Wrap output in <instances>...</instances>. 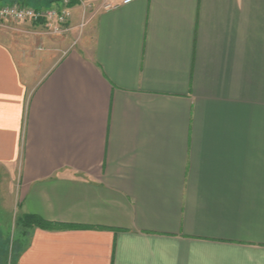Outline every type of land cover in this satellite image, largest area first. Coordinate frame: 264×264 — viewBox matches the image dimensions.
I'll return each mask as SVG.
<instances>
[{"label":"crops","instance_id":"obj_1","mask_svg":"<svg viewBox=\"0 0 264 264\" xmlns=\"http://www.w3.org/2000/svg\"><path fill=\"white\" fill-rule=\"evenodd\" d=\"M93 6L35 86L0 38L11 224L67 226L12 264H264V0Z\"/></svg>","mask_w":264,"mask_h":264},{"label":"rangeland","instance_id":"obj_2","mask_svg":"<svg viewBox=\"0 0 264 264\" xmlns=\"http://www.w3.org/2000/svg\"><path fill=\"white\" fill-rule=\"evenodd\" d=\"M91 30L92 25L85 26L80 30L79 28L72 29L62 35H46L42 33L41 28H36L29 23L0 20L1 39H11L16 47L33 50L27 51L25 55L23 54L24 51H19L20 54H18L21 59L25 57L37 59V62L34 63V71L31 75L26 76L27 81L32 86H35L40 81L51 63L61 59L69 51L79 46L83 36L87 35ZM46 48H56L57 50L54 51L53 55L45 56L42 53V49ZM36 53L44 56L40 55L37 57ZM7 185V182L0 181V247L6 254V262L4 264H12L14 257L19 255L25 248L30 231L21 225H18L16 229L12 226L13 210L9 208L10 203L6 195Z\"/></svg>","mask_w":264,"mask_h":264},{"label":"built area","instance_id":"obj_3","mask_svg":"<svg viewBox=\"0 0 264 264\" xmlns=\"http://www.w3.org/2000/svg\"><path fill=\"white\" fill-rule=\"evenodd\" d=\"M76 4L83 11L82 20L76 28H83L86 25L85 11L88 8L97 6L102 10H110L121 5L128 4L134 0H75ZM70 0H61L49 7L34 9L29 6H22L18 3L0 4V20H12L25 22L42 29L46 35H62L72 30L70 25L71 11Z\"/></svg>","mask_w":264,"mask_h":264},{"label":"trees","instance_id":"obj_4","mask_svg":"<svg viewBox=\"0 0 264 264\" xmlns=\"http://www.w3.org/2000/svg\"><path fill=\"white\" fill-rule=\"evenodd\" d=\"M61 0H0V4H13L18 3L22 6H29L34 9L49 7L54 3H57ZM76 4L75 0H70V6H74ZM19 225L24 226L25 228L31 227H40L44 229H54V228H66L65 225H56L46 222L35 215H24L18 220Z\"/></svg>","mask_w":264,"mask_h":264},{"label":"flooded vegetation","instance_id":"obj_5","mask_svg":"<svg viewBox=\"0 0 264 264\" xmlns=\"http://www.w3.org/2000/svg\"><path fill=\"white\" fill-rule=\"evenodd\" d=\"M5 262H6V254L5 251L3 252L2 248L0 247V264H4Z\"/></svg>","mask_w":264,"mask_h":264}]
</instances>
